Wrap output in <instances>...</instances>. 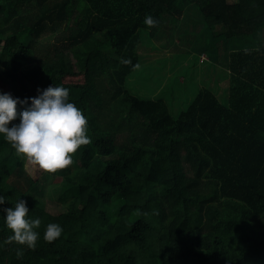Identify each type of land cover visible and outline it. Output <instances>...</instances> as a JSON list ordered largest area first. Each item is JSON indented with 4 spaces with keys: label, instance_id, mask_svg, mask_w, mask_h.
Returning a JSON list of instances; mask_svg holds the SVG:
<instances>
[{
    "label": "trees",
    "instance_id": "1",
    "mask_svg": "<svg viewBox=\"0 0 264 264\" xmlns=\"http://www.w3.org/2000/svg\"><path fill=\"white\" fill-rule=\"evenodd\" d=\"M178 1L0 0V92L67 87L91 137L48 178L56 214L44 181L0 137V264H264L263 39L249 46L264 33V0H193L219 39L250 43L228 53L226 105L202 87L174 117L129 79L140 32L156 37L179 19ZM19 199L41 221L33 248L7 239L2 209ZM50 222L63 229L51 242Z\"/></svg>",
    "mask_w": 264,
    "mask_h": 264
},
{
    "label": "rangeland",
    "instance_id": "2",
    "mask_svg": "<svg viewBox=\"0 0 264 264\" xmlns=\"http://www.w3.org/2000/svg\"><path fill=\"white\" fill-rule=\"evenodd\" d=\"M178 6L183 10L182 16L179 19L166 18L156 37L149 36L145 30L140 32L141 44L137 53L143 59L142 65L129 79L134 94L162 99L174 117L186 109L202 87L213 91L219 102L226 105L228 53L250 43L247 39L241 43L219 39L217 33L220 30L206 26L193 0H179ZM258 37L264 43V33L256 36V40ZM257 42L249 46L253 47ZM104 50L107 54L112 52L110 46ZM24 167L32 177L44 181V199L49 211L54 214L63 211L54 189L58 183L54 179L48 180L56 174H46L25 159Z\"/></svg>",
    "mask_w": 264,
    "mask_h": 264
},
{
    "label": "clouds",
    "instance_id": "3",
    "mask_svg": "<svg viewBox=\"0 0 264 264\" xmlns=\"http://www.w3.org/2000/svg\"><path fill=\"white\" fill-rule=\"evenodd\" d=\"M143 23L152 27L158 21L146 14ZM120 63L129 65L132 61L121 57ZM132 67L137 68L139 64ZM87 131V118L69 100L67 87L50 84L43 90L38 88L36 96L23 99L0 92V137L10 143L17 155L46 174H54L73 163L72 154L91 141ZM4 202L5 197L0 195V205ZM2 210L4 224L12 232L8 241L35 247L40 236L35 229L41 221L39 217L26 218L29 212L26 201L19 199L14 207ZM62 231L58 223L50 222L45 226L43 239L51 242L60 237ZM21 251L17 249V255Z\"/></svg>",
    "mask_w": 264,
    "mask_h": 264
},
{
    "label": "crops",
    "instance_id": "4",
    "mask_svg": "<svg viewBox=\"0 0 264 264\" xmlns=\"http://www.w3.org/2000/svg\"><path fill=\"white\" fill-rule=\"evenodd\" d=\"M234 3V2H233ZM231 4V3H230Z\"/></svg>",
    "mask_w": 264,
    "mask_h": 264
}]
</instances>
